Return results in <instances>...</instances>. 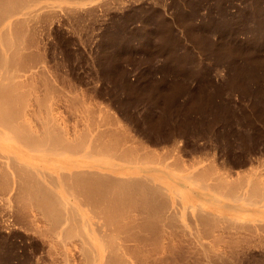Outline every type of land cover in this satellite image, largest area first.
I'll return each mask as SVG.
<instances>
[{
  "label": "rangeland",
  "instance_id": "rangeland-1",
  "mask_svg": "<svg viewBox=\"0 0 264 264\" xmlns=\"http://www.w3.org/2000/svg\"><path fill=\"white\" fill-rule=\"evenodd\" d=\"M26 2L24 3L30 4L32 0ZM32 3L24 6L25 8L20 6L18 9L22 10L20 14L16 13L17 16L13 14L4 19L8 27V33H5L12 41L9 44L0 38V55L3 57L2 59L0 56V77L5 76L6 83L13 79L25 81L26 78L25 87L26 82L20 81L22 85L16 81L22 86H19L18 95L25 90L34 91L40 105L47 102L46 105H51L52 112L56 110L54 116L58 119V125L67 134L75 136L79 132L84 134L89 131L90 137L89 132L85 133H88L87 138H91L94 133L99 132L98 128L108 131L107 127H111L112 132L108 133L116 130L115 136L117 132V136L123 134L126 137L121 139L127 141V138L131 140V143L128 140L129 144L139 145L135 147L140 148V152H152L154 158L155 153L159 157L163 156V159L167 156L164 160L160 157L162 162L170 160L174 163V160L177 162L179 159L175 165L187 166L183 167L186 169L184 171L180 169L181 165L176 166L181 171L172 164L167 167L166 161L159 164L156 160L159 157L155 159L158 162L156 165L155 161L150 163L152 167L174 172L167 182H174L175 191L179 190L178 197L181 200L176 199L177 197L168 198L170 206H167L165 212L167 214L172 209L171 206L176 205L179 211L175 208L178 218L176 217V221L174 218V224L177 226L172 224L173 229L170 226L171 230L167 233V223L159 221V225L158 221H153L151 225L149 222L146 224L149 227L147 229L141 220L149 219L138 220L136 228L139 232L135 231L140 235L141 230L146 238L142 239L144 237L141 234V241L136 234L135 243L132 241L131 244L129 240L128 244L132 249L140 248L142 252L136 251V254L131 253L132 256L126 254L125 259L128 256L130 264H264V0H35ZM32 7L34 11L31 10ZM26 9L28 13L30 9L29 14L25 13ZM23 11L25 14L21 13ZM12 18L18 21L17 26L11 21ZM22 19H27L24 21L27 24L22 21L19 24ZM11 23L19 28L12 27ZM20 25H23L24 31ZM11 27L14 28V33L11 32ZM18 33L24 35L20 37ZM14 36L21 38L17 42L21 41L19 43L23 47L17 58L16 52H12L19 45L16 43L14 47ZM11 49L13 50L9 52ZM10 53H13V57ZM1 72L4 73L2 76ZM13 72L24 75H14L11 78ZM7 74L12 75L7 78ZM10 83L13 85L14 82H9L8 85ZM16 88L18 90L17 86ZM34 92L32 95L29 92V98L32 97L30 100L28 97L26 99L30 101L29 104L38 107ZM43 95H48V101L44 102L46 98ZM23 96L25 98L27 94L21 97ZM16 97V104H23V99L17 95ZM2 128L4 129L3 125H0V130ZM91 129L94 131L91 132ZM3 138L0 139V161L4 157L2 155H6L4 159H8L20 151L12 137L2 142ZM7 143L10 144L9 147ZM33 152L24 151L25 157H39L41 151ZM2 161L0 178H7V172L10 171L5 170L6 166L2 165ZM199 166H202L200 170H204L199 171ZM197 167L199 168L195 169ZM208 170L217 173L213 174L218 178L225 176L224 179L228 182L226 187L234 185L231 189L224 188L225 191H234L226 194L224 189H212L211 186H214L218 178L207 177L210 181L208 183L203 174L205 171L206 176ZM190 171L192 177L187 174ZM192 171L193 175L201 174L198 175L199 179L197 175H192ZM210 171L208 174H211ZM185 174L190 178L185 177ZM7 176L10 178L11 174ZM245 176L250 183L252 177L259 179L256 181L253 178L257 183L260 178L263 180L259 183L263 187L259 188L263 191L258 190L262 193L255 194L260 197L253 195L257 199L250 195L255 193L251 192L254 181L253 189L250 190ZM193 177L197 179L193 181ZM5 178L0 179L1 184L5 183L4 186L0 184V251H4L0 254L6 255H0L4 256L0 258L1 262L3 260L0 264L4 261V264H84L83 251L79 248L82 244L76 240L77 237H73L76 244L72 238L70 241L66 240L69 241L68 244H75V247L69 245L72 251L63 249L65 245L61 244H65L62 242L64 240L61 241V235L57 236L53 230L50 231L52 220H43L45 215H41L39 209L35 208L36 204L31 203L34 199L31 198L30 203L24 200L27 195L23 194V189H20V197L17 193L12 196L14 191L19 192L18 185H14L15 181H19L18 176L15 181L12 176L9 179L10 182L13 181L12 187L8 186L11 183L8 181L7 184ZM201 179L206 183L201 184L204 181ZM230 180L233 182L230 183ZM159 182L166 185V181L159 179ZM6 191L10 192L7 194ZM4 192L11 197L8 196L9 199L6 200ZM175 194L178 195V192ZM12 197H15L14 200ZM235 197L240 199H234ZM10 198L12 204L9 202ZM17 199L20 204H17ZM245 199L248 201L245 202ZM186 204L187 207L184 206ZM133 208L134 206L132 210ZM197 208L203 211L201 213L207 214V217L213 213L217 216L214 217L213 214L212 221L209 217L202 222L200 215L196 219L200 212ZM38 212L42 217L38 216ZM48 224L51 225L50 229ZM141 224L143 229H138ZM157 224L160 227H156ZM95 227L97 225L93 224L88 229L94 232L98 229ZM160 230L164 234L157 232ZM125 233L120 232V235ZM165 233L170 235L167 237ZM198 233L201 235L200 239ZM156 238L163 247L154 245L158 243ZM139 241H144L143 248ZM48 243H51L50 246ZM204 243L210 245V250L209 245L207 247ZM133 244L137 246L133 247ZM62 249L67 251L68 256ZM7 253L12 256L8 257ZM127 261L125 263L129 264Z\"/></svg>",
  "mask_w": 264,
  "mask_h": 264
},
{
  "label": "bare ground",
  "instance_id": "bare-ground-1",
  "mask_svg": "<svg viewBox=\"0 0 264 264\" xmlns=\"http://www.w3.org/2000/svg\"><path fill=\"white\" fill-rule=\"evenodd\" d=\"M33 1H35V0H32V2ZM24 2H26V1H24V0H0V38L1 37L3 38L4 37L3 35H6L5 32L8 31V27H6V25H5L6 23L4 22L5 17H7V16L11 17L13 14L15 15L16 13H19L22 10V8H21L20 11H19L18 8H20V6H22V7L26 6L28 4L27 2H29V0L26 2L27 4H25ZM22 3H24V4H22ZM30 4H28V5L30 6ZM17 9H18V12H17ZM31 10L34 11V8L32 7ZM25 11H23L21 13L22 14L28 13L27 9ZM29 13H30V9H29ZM16 16H17V14H16ZM13 18H15V17H13ZM13 18H12L11 21H14L13 23H15V25H16V23L18 21L13 20ZM19 18L21 19V17H19ZM19 18H18V20H19ZM26 20L24 19V21H26ZM21 21L24 22L23 19H22V20H20L19 24H21ZM25 24H27V23H25ZM11 26H12V23H11ZM13 26H14V24H13ZM16 26H14V27H16ZM22 26L20 25V27L24 31V28ZM12 27H11V30H12L11 32L14 33L13 32L14 28H12ZM5 28H6V30H5ZM19 33H20V31H19ZM19 33H18V35H20ZM7 35H6L5 39L1 38V40L2 41L4 40L5 42L7 41L9 44H11L10 42L12 40H10ZM15 35H17V34H15ZM23 35H20V37H22ZM168 36H169V34H168ZM14 38L16 39L17 37L14 36L13 39ZM15 39H14V42H15L14 43V47L16 46L15 45L16 43L17 44L19 42L22 43L21 41L17 42V40H20L21 38L20 39L17 38L16 40ZM8 40H10V41H8ZM20 43L14 49L15 51H12L13 49H11L9 51V52H11V51L14 52V54L16 52L15 57L17 56V54H21V52L23 50V47L20 46ZM9 44H6V45H9ZM6 45H4V46H6ZM10 46L11 45H9L8 47H10ZM18 47H20V48H18ZM16 49L20 53H17ZM19 49H21V51ZM12 54H11V56L13 57ZM8 56L11 57L9 54H8ZM19 56L21 57V55H19ZM1 58L3 59L2 56H1ZM1 58H0V61H1ZM8 58H7V60H8ZM8 62H9V60H8ZM0 66H1V63H0ZM10 69L11 68H9V70ZM3 71H5V70H3ZM3 74L1 72V76ZM11 75L8 76V74H7V76H8L7 78H10ZM14 75L15 76L18 75L17 77H19L21 75V73L19 75L18 73L14 74V72H13V76H11V78H14ZM22 75H24V74L22 73ZM27 77H29V74H28ZM4 79H5V76L4 77L2 76V78L0 77V125L1 126L3 125V127H4V129L2 128V130H0V137L1 138L4 137L2 142H4L5 139L9 140L12 137L13 141H15L17 143V146L19 147V150H20V151L17 152V155H13V156L12 155L11 156L8 155V156H10L9 158L7 157L8 159H4L6 155H2L4 157L1 156L2 157L1 161L4 159V162L2 161L4 164H2V165H4V167L6 166L5 170L8 169L7 171L11 172V173L7 172V173L9 175L11 174V176L13 177L12 180L15 181L17 176H18V178H17V181L19 180L17 182L18 184L15 181L14 185H18L17 189L19 188V190H18L19 192L13 190L14 193L13 194L11 193V194L13 196L14 194L16 195V193H17V195H18L20 193V189L21 190L23 189V192H25L23 194L27 195V198L25 196L24 200H26L27 202L29 201L28 203H30L31 200L34 199L33 202H31V203H35L36 204L35 208L39 209L38 211L41 213V215L42 214L45 215V216H43V217H45L43 220H46V218L47 219L51 218L52 221H50V222H52L51 225L52 224L53 225H52V229L50 231L53 230L56 233L57 236H58V234L61 235V241L64 240L62 242H64L65 244H61L60 243L61 245H65V247L63 249L66 248L67 251H68V249L71 248L70 247L71 245H73L75 247V244H76L75 242L76 241H74L75 239L73 237H77L76 240H78L79 243L81 242L80 244H82L81 245L82 247L79 246V248L82 249V251H83L81 253H83L82 257H84L83 258L84 261H82V262L84 264H124L125 261H127V259H128L127 258L128 256L125 259V255L126 254L127 255H129L131 253L132 254H136L135 253L136 251L137 252H142L140 248H138L139 249V251H138L137 247H135L136 244L132 245L133 247H135L133 249H132V247H130L131 245L129 246V244L132 241H134V239L136 240V238H135L136 236L138 237L137 239H140V238L144 237L143 236V232H141V230H140V233L142 234V237H141L140 236L141 234L140 235L138 234L139 231L136 228V226H138L139 221L142 218H144L146 220L149 219V221L141 220L142 221L141 223L144 222L143 224H145V225L148 224L149 222L152 225L151 222H153V221L156 222V223L158 221L159 225H161L160 222L167 223L166 225H168L169 228H167V226L162 224V225L165 226L164 228L168 229L167 233H169L170 230L173 229L172 227L175 225L174 224V218L177 217L176 216L177 215L176 214L177 211L175 212V208H176L175 206L176 205L174 207L171 206L172 207L171 210H170V207H169L168 211L170 210V212H167V214H166L165 211H167V208H168L167 206H170V205H168V202L170 201V199H168V198H171V197L172 198H174V197L176 198L177 197L176 199H178V198L180 199V197H178L179 196V190L175 191L176 185L174 184V182L172 181L173 184H172V182H170V183L167 182V181H170V176H172V174H174V172L171 171V170L169 171V170H165V169H161V168L158 169V168H156L154 166L152 167V165L150 166V163L155 161L154 164L156 165V163H158L157 161H159V164H163L166 161L167 165L166 164L165 165L167 167H168V165H171V164L174 167L175 163L177 164V162H179V159H178L177 162L174 160V163H171L169 159H168L169 162L167 160L162 162L160 160H161V158L163 156L162 157L160 156L161 157L160 158L158 155H156L155 152H154L155 156L157 158L159 157L160 158L159 160L156 159V157L154 158V154H151L152 152L150 153V152H148L146 150L143 151L142 149H141L142 152H140V150H139L140 148L136 149V147L139 146V145H137V144H136L137 146L133 145L134 143L133 144H129V143H131V140L127 139V138H125L127 141H123L121 138H124L126 136H124L122 133L121 134H122L123 137L120 136V134L117 136L118 132L116 133V136H115L114 132L116 130L113 129L115 131L113 133H111L112 132L111 131V129H112L111 127L110 128L107 127L109 129L108 131H111L109 133L105 129H103L101 131V129L98 128L99 130H97V131H99V132H96V134L94 133V136L91 135L92 136L91 138H87L88 137L87 136L88 133L87 134L85 133V132H89V131H85L84 132L85 135L82 133L83 136H82V134L80 132H79L80 135H79V133H77V134H75V136H73L74 134L70 135L71 133L67 134L65 132V129L63 127L61 128V126L59 127V125H58L59 124L58 121H57L58 119L55 117L56 114H54L56 112V110H54V112H52L51 111L52 108L50 107L51 105L48 104L50 106H47L46 105L47 102H46V104L44 103V104L40 105L39 104L40 102H38L40 100H36L37 98H35V96H37V95H36V93L34 91H29L27 89L30 92V94L32 92L35 93V94L33 93V96L35 95L34 99L37 101V103H38L37 106L39 105L38 107H35L34 105L29 104L30 101L28 102V100H30L32 97L29 98V95H28L29 92H26V90L21 92L24 95L27 94V96L25 98H24V96L21 97L23 94H21L20 96L18 95V94H20L19 86H21L19 84H22V83H19V82L22 81L23 79L20 80L19 82L16 80L19 84L14 79H13V81L10 80L7 83L4 81ZM9 82H14L15 84L13 83V85H12V83H10L8 85ZM24 82H26V78H25ZM26 84H27V82L24 84V87H25ZM30 85H31V83H30ZM30 85H28V86H30ZM16 86L18 87V90H17ZM16 90L18 91L17 93H16ZM48 94H49V92H48ZM16 95L18 96V98L21 97L23 99L22 102H21L23 104H18V105L16 104V102H17L16 101V98H17ZM47 96L48 95H45V96L43 95V98L44 97L46 98V99H44V102H45V100H47V98H48ZM21 98H20V101H21ZM152 98H154V97H152ZM199 98H201V97H199ZM24 99H26V100L24 101ZM41 101H42V99H41ZM24 102H25V104H24ZM32 104H34V103H32ZM199 108H200V106H199ZM210 110H211V108H210ZM86 111H88V110H86ZM84 114H86V112ZM93 123H95V122H92V124ZM94 125H96V124H94ZM94 125H92V128H93ZM113 127H115V126H113ZM93 131L94 130H92L91 132H93ZM5 136H10V138L5 137ZM85 136H86L87 139L84 138ZM89 137H90V132H89ZM128 140L130 141L129 143H128ZM9 146H10V144H8V147ZM16 149H18V148H16ZM11 150L12 149H10V151ZM8 151H9V149H8ZM24 151H32V152L33 151H41V152H39V154H38L39 157H37V155H36V157L31 158V157H28V156L25 157ZM0 154H2V152ZM3 154H5V153H3ZM14 156H16V157H14ZM168 157L170 158V156H168ZM165 158L167 159V156ZM164 159L162 158V160H164ZM175 159L177 160V158H175ZM168 163H170V164H168ZM196 163H198V160L196 161ZM180 165H179L180 169L183 170L184 169L183 167H185V166L182 165V164H180ZM176 166L177 167H179V166L175 165V169L178 170L179 168H176ZM189 167L190 166L188 165V168ZM199 167H197L195 169H198ZM201 167L198 169L199 171H203L204 170V169L200 170V169H202ZM203 167H204V165H203ZM206 167H208V166H206ZM164 168H166V167H164ZM169 168H171V167H169ZM185 168H187V166ZM184 170H186V169H184ZM210 170H208V171H210ZM2 171L4 172V170H2ZM154 171L155 172L157 171V174ZM205 171H206V169H205ZM205 171L203 172V174H204V177L206 178V181L208 183L210 181H208L207 179H209L210 177L212 179L215 178V176H216V178H218L217 175L214 176V174H217V173H214V171H213L214 174L212 173V171H210L211 174H208L209 172L207 171V175H211V176H207V175L205 176V173H206ZM5 172H4V174H6ZM251 173H250V175H251ZM258 173H259V171H258ZM187 174L189 176H191V171L189 173H187ZM187 174H185V175H187ZM248 174H249V172H248ZM7 175H6L7 178L2 177L0 179H2V180H3V178L7 179L6 183L8 184L10 182L9 179L11 178V176H10V178H8ZM181 175H183V174H181ZM188 175L185 176V177H189ZM192 175H193V171H192ZM195 175H197V174H195ZM195 175H193V176H195ZM254 175H255V173H254ZM199 176H198V179H199ZM222 176H224V174H222ZM243 176H244V174H243ZM0 177H1V175H0ZM196 177L195 178L193 177L191 179H193V181H194V179L195 180L197 179ZM207 177H209V178H207ZM224 177L223 178L219 177L216 182H215V179H214L215 183H214V186H211L212 189L214 187H215V190H217V188H218V190H222L224 188H227L226 184H228V182H226L227 179H224ZM226 177L229 179V176H226ZM244 178H242V180ZM253 178L254 177H252V179H251V183H250L249 179H247V177L245 178V179L248 180V182L250 184V185H248L249 186L248 188H250V190H251V189H253V186H254V189H256V190H254V189L251 190V192L254 191L255 193H253V194L251 193L250 195L252 196V198L260 197V196H256L255 194H257L256 192H258V190H262L260 188H263V187L261 186V184L259 186V183H260V181H263V180H261V178H260V181L257 183L256 181L259 180V179L258 178H254V180H256V181H254ZM159 179H161L163 181H166V185L163 184L162 182H159ZM12 180L10 182L11 184H8V186L11 185L9 187H12V184H13ZM201 180H204V179H201ZM239 180L240 179H238V182L240 183ZM253 181H254V184H253ZM232 182L233 181H231L230 183H232ZM244 182L246 183V180ZM244 182H243V184H244ZM204 183H206L205 180L201 184H204ZM252 184H253V186H252ZM262 184H263V182H262ZM1 185L4 186L5 183L1 184ZM231 185H232L231 188H233L234 185L233 184H231ZM241 186L244 187V185H241ZM250 186H252V187H250ZM263 186H264V184H263ZM15 187H14V189H15ZM239 187H240V184H239ZM0 188H2V187L0 186ZM231 188H230V184H229L227 189H231ZM239 190H240V188H239ZM223 191L227 194L229 191H234V189L233 190H229V191L227 190L228 192H226L225 189ZM6 192L8 194V192H10V191H6ZM177 192H178V195L175 194ZM224 192H223V195L225 194ZM248 192H249V189H248ZM21 193H22V191H21ZM232 193L234 195L236 194L234 192H232ZM258 193H262V192L259 191ZM0 194L2 195V193H0ZM4 194L6 195L5 196L6 200L9 199L8 196L11 197V195L7 196V194L5 192H4ZM20 194L18 195L19 197L21 196ZM23 194H22V197L24 198ZM239 194L241 195V192ZM239 194H237V196H239ZM250 195L248 194L247 196H250ZM253 195L256 196V197H254ZM263 195H262V198L264 199ZM243 196H244V194H243ZM239 197H241V196H239ZM239 197H235L234 199H236V198L238 199ZM12 198H10L9 202L12 201ZM14 198H13V200H14ZM249 198H250V200L252 199L251 197H249ZM19 199L21 200L22 198H19ZM19 199H17L18 203L15 200L17 204H20L19 203V201H20ZM225 199H228V198L226 197ZM256 199H254V201H255V203H258V200H256ZM258 199H260V198H258ZM24 200H23V202H24ZM247 201L248 200H246L245 202H247ZM252 201H251V203H252ZM176 203H177V200H176ZM198 203H195V204L198 205ZM263 203L264 202H262V204ZM11 204H12V202H11ZM25 204H26V202H25ZM225 204H226V202H225ZM187 205L188 204H186L184 206L187 207ZM200 205H202V204H200ZM26 206H28V205H26ZM26 206H24V207H26ZM133 206H134V208L132 210ZM22 207H23V205H22ZM33 207L34 206L32 204V209H33ZM129 207L131 209H129ZM180 208H182V207L180 206ZM30 209H31V207H30ZM34 211H36V210H34ZM254 211H256V210H254ZM39 212H38V216L42 217L39 214ZM197 212H195L196 216H197ZM201 212H203V211H201V209H200V212L198 213V217L196 219H198L199 215H200V221L203 222V220H204V222H205V221H207V218H209V217H210L209 219L212 221L213 218L211 216L214 213L211 216L207 217V214H205V213L203 214ZM209 212H211V211H209ZM34 213L36 214V212H34ZM174 214H175V216H174ZM208 214H211V213H208ZM141 215H144L145 217L141 216ZM178 215L180 217V214H178ZM216 216L214 214V217H216ZM19 217H20V215H19ZM35 217H36V215H35ZM139 217H140V219H138ZM177 218L175 219V221L177 220ZM95 219H97L96 220L97 222L95 221ZM153 219H155V220H153ZM209 219H208V221H209ZM33 220H34V216H33ZM49 220H48V222H49ZM218 220H220V218ZM225 221H226V219H225ZM245 221L247 222V220H245ZM145 222H147V223H145ZM175 223H177V222H175ZM206 223H205V226H206ZM238 223H239V221H238ZM249 223H251V222H249ZM44 224H46V223H44ZM49 224H48V228L50 229L51 225H49ZM93 224L97 225V227H98V229H95L94 232L89 230L91 225H93ZM135 224H137V225H135ZM158 224L156 225V227L159 226ZM172 224H174V225L171 226ZM184 224L185 223H183V225ZM134 225H135V228L133 227ZM146 226L145 227L148 229L149 228L148 225H146ZM170 226H171V229H170ZM175 226H177V225H175ZM97 227H95V228H97ZM142 227H143V225L141 227L139 225L138 229L142 228ZM146 228H144V229H146ZM153 228L158 230L157 228H155V226H153ZM130 229H132V230L134 229L133 232H135V234ZM147 229H146V231H147ZM176 229H177V227H176ZM46 230H47V228H46ZM135 230L138 231V232H136ZM164 230H166V229H164ZM149 231H150V229H149ZM95 232H97V233H95ZM120 232H122L123 234H124V232H126L125 233L126 237L123 234H121L122 235L121 236ZM151 232H152V229H151ZM157 232H162V231L160 230V231H157ZM178 232H179V230H178ZM167 233H165V235ZM136 234H138L139 236L136 235ZM176 234H177V232H176ZM50 235L48 234V236H50ZM158 235H157V237H158ZM168 235H170V234H168ZM168 235H166V236L168 237ZM62 236L64 237V239H62L63 238ZM154 236H156V235H154ZM162 237L160 239H162ZM199 237H201L200 234H199L198 238ZM145 238H146V236L144 238H142V239L145 240ZM69 239L74 241L75 244L73 242L68 244V242L70 241ZM119 239H124V240L120 241ZM157 239L158 238H156V240ZM55 240H58V239H56V237H55ZM66 240H69V241H66ZM129 240H130V243H129ZM154 240H155V238H154ZM141 241H139V242H141ZM169 241H171V239H169ZM56 242L59 243V241H56ZM143 242H141L142 248H143V244H142ZM159 242L160 241H158V243L156 242L157 244L154 243V245L163 247L164 245L162 243L160 244ZM167 242H165V243H167ZM197 242L199 243V241H197ZM134 243H135V241H134ZM169 243L171 244L170 246L174 247L172 242H169ZM50 244H49V246H50ZM204 244L207 245L206 243H204ZM205 245H204V247H205ZM208 245H207V247H208ZM58 246L56 245V247H58ZM168 247H169V245H168ZM180 247H181V245H180ZM207 247H206V249H207ZM212 247H213V245H212ZM208 249L210 250V245H209ZM2 251L3 250L1 249L0 252H2ZM63 251L67 255V251L66 250H63ZM70 251H72V250H70ZM1 254H5V253H1ZM7 254H9V253H7ZM132 254H131V256H132ZM7 256H6V258H7ZM10 256H12L11 253L9 254L8 257H10ZM0 262H1V260H0ZM2 262H3V260H2ZM4 263H6V262L4 261ZM9 264H11V262H9ZM125 264H127V263H125Z\"/></svg>",
  "mask_w": 264,
  "mask_h": 264
}]
</instances>
